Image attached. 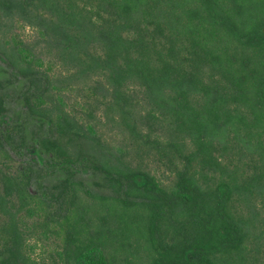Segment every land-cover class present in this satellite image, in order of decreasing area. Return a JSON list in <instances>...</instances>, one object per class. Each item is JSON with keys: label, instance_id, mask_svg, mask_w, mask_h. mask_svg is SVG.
<instances>
[{"label": "trees", "instance_id": "1", "mask_svg": "<svg viewBox=\"0 0 264 264\" xmlns=\"http://www.w3.org/2000/svg\"><path fill=\"white\" fill-rule=\"evenodd\" d=\"M0 60V264H264V0H0Z\"/></svg>", "mask_w": 264, "mask_h": 264}, {"label": "rangeland", "instance_id": "2", "mask_svg": "<svg viewBox=\"0 0 264 264\" xmlns=\"http://www.w3.org/2000/svg\"><path fill=\"white\" fill-rule=\"evenodd\" d=\"M26 35H27V38H29V39H33L35 37V34H34L33 30L30 27L26 28ZM0 63H1V60H0ZM24 159H27V160L30 159V155L26 154L24 156Z\"/></svg>", "mask_w": 264, "mask_h": 264}]
</instances>
